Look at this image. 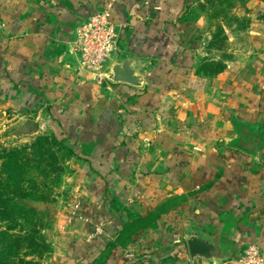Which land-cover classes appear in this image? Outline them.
<instances>
[{
  "label": "crops",
  "instance_id": "1",
  "mask_svg": "<svg viewBox=\"0 0 264 264\" xmlns=\"http://www.w3.org/2000/svg\"><path fill=\"white\" fill-rule=\"evenodd\" d=\"M104 10L152 58L143 88L76 71V28ZM249 15L220 56L194 0H0V108L41 110L72 152L54 264H192V224L264 254V3ZM249 136L258 157L227 145Z\"/></svg>",
  "mask_w": 264,
  "mask_h": 264
},
{
  "label": "rangeland",
  "instance_id": "2",
  "mask_svg": "<svg viewBox=\"0 0 264 264\" xmlns=\"http://www.w3.org/2000/svg\"><path fill=\"white\" fill-rule=\"evenodd\" d=\"M194 1L211 35L207 49L217 51L215 54L220 56L227 55L231 35L247 26L252 7L264 3V0ZM40 111L21 116L0 108V181L25 179L10 187L11 194L7 196L22 186L20 194L28 201L23 205L30 207V212L19 210L20 216L17 213L6 218L0 216V231L9 227L13 216L18 221L10 239H17L19 251L18 259L6 255L1 264H54L55 249L71 219L70 211L73 210L72 216L77 215L79 203L71 149ZM20 234L25 238H17ZM2 243L0 238V248ZM247 245H243L240 253Z\"/></svg>",
  "mask_w": 264,
  "mask_h": 264
},
{
  "label": "water",
  "instance_id": "3",
  "mask_svg": "<svg viewBox=\"0 0 264 264\" xmlns=\"http://www.w3.org/2000/svg\"><path fill=\"white\" fill-rule=\"evenodd\" d=\"M153 66L149 56L137 54L126 48L119 49L105 72L107 80L143 88ZM227 145L242 149L258 157L260 142L252 137L229 140ZM192 264H215L235 258L248 239L243 235L228 237L206 233L199 224L188 226L184 234Z\"/></svg>",
  "mask_w": 264,
  "mask_h": 264
},
{
  "label": "built area",
  "instance_id": "4",
  "mask_svg": "<svg viewBox=\"0 0 264 264\" xmlns=\"http://www.w3.org/2000/svg\"><path fill=\"white\" fill-rule=\"evenodd\" d=\"M70 43V51L78 61L76 71L92 80H107L105 72L120 49L119 32L111 12H97L80 23ZM215 264H264V254L252 243L235 258Z\"/></svg>",
  "mask_w": 264,
  "mask_h": 264
},
{
  "label": "trees",
  "instance_id": "5",
  "mask_svg": "<svg viewBox=\"0 0 264 264\" xmlns=\"http://www.w3.org/2000/svg\"><path fill=\"white\" fill-rule=\"evenodd\" d=\"M22 180L25 179L17 178L16 180H9L10 183L6 182V180L0 181V216L2 218H6L7 216L11 215V213H17L20 216L21 214H19V210H27L28 212H30V207H26L23 205L28 201L23 200V193L20 194L22 186H20L19 189H15V193L13 195L7 196V193L11 194L10 187L19 185L21 182H23ZM13 183L15 184L13 185ZM13 217L10 220L9 227H6L4 230L0 231V238L2 242H4V244L2 243V246L0 248V264L3 257L6 255L12 256L13 259L14 257L18 259L17 253H19V251L16 248L18 245L17 239H10V236L12 235L11 230L15 229V227L18 225V221ZM17 238L25 237L24 235L20 234ZM30 238L31 240H33L31 234Z\"/></svg>",
  "mask_w": 264,
  "mask_h": 264
}]
</instances>
